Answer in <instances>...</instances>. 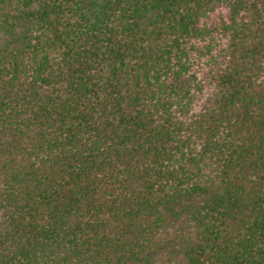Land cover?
I'll list each match as a JSON object with an SVG mask.
<instances>
[{
  "label": "trees",
  "instance_id": "1",
  "mask_svg": "<svg viewBox=\"0 0 264 264\" xmlns=\"http://www.w3.org/2000/svg\"><path fill=\"white\" fill-rule=\"evenodd\" d=\"M0 264H264V0H0Z\"/></svg>",
  "mask_w": 264,
  "mask_h": 264
},
{
  "label": "rangeland",
  "instance_id": "2",
  "mask_svg": "<svg viewBox=\"0 0 264 264\" xmlns=\"http://www.w3.org/2000/svg\"><path fill=\"white\" fill-rule=\"evenodd\" d=\"M226 10L224 7H218L212 12L204 21V24L207 26L208 29H214L216 22L218 19L223 15H226ZM227 40L219 35L218 33L213 32L211 37H208L206 40L200 43V46L203 50V60L198 67V78L203 81V84L206 85L205 82V75L210 70L212 66L213 59L219 58V54L221 49H223L226 45ZM208 46L207 48L203 46ZM208 93V87L205 86L204 95Z\"/></svg>",
  "mask_w": 264,
  "mask_h": 264
}]
</instances>
